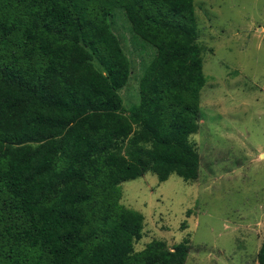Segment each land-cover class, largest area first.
Returning <instances> with one entry per match:
<instances>
[{
  "label": "trees",
  "instance_id": "16d2710c",
  "mask_svg": "<svg viewBox=\"0 0 264 264\" xmlns=\"http://www.w3.org/2000/svg\"><path fill=\"white\" fill-rule=\"evenodd\" d=\"M116 11L156 48L129 109ZM198 37L195 0H0V264L186 263L188 239L135 251L144 215L121 199L148 172L199 176Z\"/></svg>",
  "mask_w": 264,
  "mask_h": 264
},
{
  "label": "rangeland",
  "instance_id": "374dc122",
  "mask_svg": "<svg viewBox=\"0 0 264 264\" xmlns=\"http://www.w3.org/2000/svg\"><path fill=\"white\" fill-rule=\"evenodd\" d=\"M207 83L200 129L190 139L199 176L160 181L148 172L122 184L121 202L144 215L135 251L153 240L169 248L189 240L185 264H260L264 241V0H195ZM131 60L120 90L126 108L140 101V81L156 48L121 11L110 19Z\"/></svg>",
  "mask_w": 264,
  "mask_h": 264
}]
</instances>
